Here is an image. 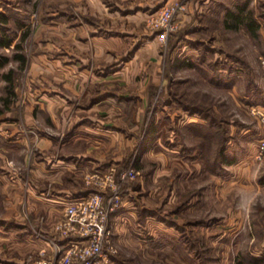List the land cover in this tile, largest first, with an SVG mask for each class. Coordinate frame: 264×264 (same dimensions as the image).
<instances>
[{"label": "rangeland", "instance_id": "1", "mask_svg": "<svg viewBox=\"0 0 264 264\" xmlns=\"http://www.w3.org/2000/svg\"><path fill=\"white\" fill-rule=\"evenodd\" d=\"M101 1L109 8L116 6L110 5L115 0ZM191 1L159 3L144 15L143 22L122 24L134 43L138 35L141 41L147 39L142 32L152 33L153 41L139 57L145 73L155 69L156 84L150 75V92H141L136 104L124 105L125 119L99 126L109 134L108 151L123 152L119 163L111 160L107 168L135 167L140 172L119 182V208L109 220L115 251L109 253L108 264H264V182L260 180L264 153L258 156L264 122L255 113L257 108L264 109L263 0L250 2L260 25L256 35L244 26L212 29L222 25V14L211 11L193 14L194 19L207 22L192 29L188 24L181 26L177 19L181 12L177 13L178 27L165 38L162 28L150 25L151 16L164 6L185 3L182 12H187ZM79 6L72 0H0V12L10 15L8 27L15 37L10 47H0V53L11 57L0 71L14 69L13 93L0 79V123L17 118L29 134L26 147L14 144L9 152L0 153V264H38L47 258L44 251H34V244L30 249L33 240L48 239L55 248L61 245L63 237L54 227L64 213L58 219L59 211L50 214L41 203L53 197L52 185L43 184V188L49 186L44 192L34 190L30 209L25 200L37 181L29 176V164L42 157L35 138L62 136L65 131L40 110L34 112L43 121L38 127L25 126L22 117L36 82L42 83L30 73V59L38 53L66 52L63 41L57 48L56 36L66 37L68 26L100 21L98 15L83 10L85 2ZM54 22L65 29L56 30ZM193 42L199 44L195 51L190 49ZM16 50L25 53L24 63L13 57ZM193 110L214 115L220 131L204 135L199 128L197 132L193 124L203 119ZM109 136L117 137L114 141ZM222 145L231 163H217ZM97 165L93 164L91 173ZM14 174L27 178L17 190L9 187ZM90 185L91 192L101 191L95 183ZM105 191L107 196L113 193ZM242 206L250 210L245 213Z\"/></svg>", "mask_w": 264, "mask_h": 264}, {"label": "crops", "instance_id": "2", "mask_svg": "<svg viewBox=\"0 0 264 264\" xmlns=\"http://www.w3.org/2000/svg\"><path fill=\"white\" fill-rule=\"evenodd\" d=\"M72 1L73 4L80 5L79 7H82V1L85 2L83 10L98 15L100 21L91 20L81 25L68 26L64 34L66 37L56 36V40L53 41H56L57 48L62 47L60 45L63 41L67 44L66 52H58L57 55L54 52L38 53L30 59L29 71L34 78L40 77L42 83L36 82L34 99H30V103L25 106V115L22 117L25 126L38 127L43 121L39 115L36 117L34 112L35 109L36 112L40 110L43 112L42 116L46 115L53 124L59 126L60 130L65 131L62 136L35 138L42 157L34 164H29V176L37 181L34 183V188H29L31 192L27 194L25 200L27 208L30 209L33 203L32 194L35 195L34 190L43 188V184L52 185L53 197L46 201L42 200L41 203L50 214L59 211L58 219L63 215L68 200L91 192L93 187L88 183L85 175L90 174L95 168L93 164L101 165H97V170L104 171L108 169L107 162L122 158V151L121 153L108 151L106 135L109 134L99 126H107L106 121H114V119L123 121L124 105L136 104L140 93H149L150 85L156 84L155 69L145 73L144 69L140 68L139 57L140 51L147 47L148 42L153 41L150 39L152 33L142 32L143 35H148V40L145 38L141 41L138 35L134 38L135 43L131 42L129 39L132 36L122 29L123 22L139 20L141 23L145 18L144 15L154 10L159 3L175 0H123L122 3L115 0L116 2H110V5H116L112 8L101 0ZM195 1L189 3L190 11L181 12L177 17L181 26L188 24L187 28L191 29L202 27L205 22L194 19L193 14L210 11L222 14L221 21H223L225 12L235 10L238 2V0ZM250 2L251 0L248 8L251 6ZM260 3L264 6V0ZM140 23L139 26L137 25L138 33L142 29ZM53 24L57 26L56 30L64 28L59 22ZM52 26L54 29V25ZM223 27L222 22V25L218 23L212 29ZM187 43L191 44L190 41ZM135 44L137 46H134ZM190 49L195 51L196 46L192 43ZM150 75L153 76V84L150 83ZM131 118L133 120V116ZM13 135H15L14 139ZM0 136L4 141V145L0 146L2 150L0 153L9 152V147L14 144L26 147L29 142V134L25 131V127H21L14 117L9 120L3 119L0 123ZM116 137L109 136L113 140ZM110 153L114 156H110ZM23 178H26L24 174L22 177L14 174L9 187L16 190L23 187ZM46 188L49 189V186ZM46 188H43L42 192ZM43 216L39 218L42 220ZM70 239L72 238H61L59 243L63 246ZM31 242L30 249L34 244V251H44L47 257H54L55 245L52 241L37 239Z\"/></svg>", "mask_w": 264, "mask_h": 264}, {"label": "built area", "instance_id": "3", "mask_svg": "<svg viewBox=\"0 0 264 264\" xmlns=\"http://www.w3.org/2000/svg\"><path fill=\"white\" fill-rule=\"evenodd\" d=\"M185 9V3L166 5L151 16L149 23L154 28H162L165 38L178 27L176 15ZM255 113L264 122V109L257 108ZM258 146V156L261 157L264 139ZM139 173L135 167L119 171L113 165L104 171L88 174V183L100 186L101 191L90 192L65 203L63 218L56 222L54 229L63 238L72 239L63 246L57 244L54 257L42 258L38 264H108L109 253L115 251L109 220L119 208V182L135 178ZM106 189H112L113 193L107 196Z\"/></svg>", "mask_w": 264, "mask_h": 264}, {"label": "trees", "instance_id": "4", "mask_svg": "<svg viewBox=\"0 0 264 264\" xmlns=\"http://www.w3.org/2000/svg\"><path fill=\"white\" fill-rule=\"evenodd\" d=\"M248 4H249V0H238L237 5H236V9L235 10H229L227 12H225V14L223 15V25L225 28H239L240 25H243L244 27L247 28V30H249L253 35L258 34V31L260 30V25L258 23L257 17L254 15V10L252 8H248ZM262 15L264 16V14L262 13ZM10 19V15L8 13L5 12H0V47H10L13 42H14V35L11 32V28L8 27V22ZM204 19V17H203ZM231 19V20H230ZM24 20H20V23L22 24ZM204 22H207L206 20H203ZM208 27L209 25L206 24ZM217 25V24H216ZM213 28V27H211ZM194 45H199L196 42H193ZM15 47H20L19 43L15 44ZM203 50V49H202ZM13 57L17 60H20L21 63H24L26 60V55L24 52H19L18 50H16V52L14 53ZM10 56L6 53H0V68H2L4 65H6V63L10 60ZM189 60V59H188ZM13 73H14V69L10 68L8 71L6 72H1L0 71V79H5L7 82L6 85V89L13 93L14 92V80H13ZM173 91H171L172 93ZM176 100V98H175ZM179 102V104H182V100L180 101V99L177 101ZM187 107V106H185ZM193 112H199L198 110H193ZM200 113V117L202 120V122L198 121L196 122L195 127L198 128L197 132L200 131H204V135H208L211 133V135H214V133H218L220 130L219 127L215 126L216 125V121H215V117L212 114H202V112ZM204 126H207L208 128H206L205 130H203ZM194 127V128H195ZM217 127V128H216ZM199 128H201L199 130ZM212 138V137H211ZM219 158H218V162L217 163H224V162H229L231 163L232 160L230 158H228L224 146L222 145V147L219 150V154H218ZM221 163V164H222ZM221 164H219L221 166ZM261 182H264V175L261 177Z\"/></svg>", "mask_w": 264, "mask_h": 264}, {"label": "clouds", "instance_id": "5", "mask_svg": "<svg viewBox=\"0 0 264 264\" xmlns=\"http://www.w3.org/2000/svg\"><path fill=\"white\" fill-rule=\"evenodd\" d=\"M242 210L247 213L250 210V206H242Z\"/></svg>", "mask_w": 264, "mask_h": 264}]
</instances>
